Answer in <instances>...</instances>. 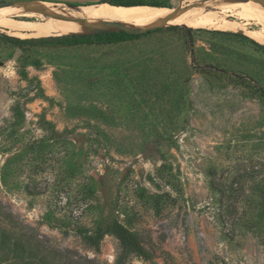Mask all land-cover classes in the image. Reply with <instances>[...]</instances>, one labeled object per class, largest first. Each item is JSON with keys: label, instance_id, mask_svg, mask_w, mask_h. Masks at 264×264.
Returning <instances> with one entry per match:
<instances>
[{"label": "rangeland", "instance_id": "1", "mask_svg": "<svg viewBox=\"0 0 264 264\" xmlns=\"http://www.w3.org/2000/svg\"><path fill=\"white\" fill-rule=\"evenodd\" d=\"M0 3L41 5L20 21L87 18ZM151 27L63 45L0 26V264H264V40L133 28Z\"/></svg>", "mask_w": 264, "mask_h": 264}, {"label": "bare ground", "instance_id": "2", "mask_svg": "<svg viewBox=\"0 0 264 264\" xmlns=\"http://www.w3.org/2000/svg\"><path fill=\"white\" fill-rule=\"evenodd\" d=\"M180 4L193 5V7L187 10H180V8L173 9L150 5L127 7L103 2L96 5L84 6L82 9L83 13L81 14L87 17L85 19L67 20L51 15L49 19L43 22H32L20 21L10 16L12 13H20L25 16L31 15L29 14L31 11H38L39 6H41L35 4L19 9H0V26L12 28L13 30H28L33 36H48L53 34H83L113 28L107 25L106 27L95 29L104 24L99 21L100 19L115 21L119 25L132 29L135 26L148 27L156 24L180 23L194 28H214L226 31L244 28L256 40H264L263 1L180 0ZM46 5L50 12L55 14L61 13L55 6L51 4ZM2 7L6 6H0V8ZM70 15L71 17L76 16L75 14ZM253 24L261 25L260 29H250V26Z\"/></svg>", "mask_w": 264, "mask_h": 264}, {"label": "trees", "instance_id": "3", "mask_svg": "<svg viewBox=\"0 0 264 264\" xmlns=\"http://www.w3.org/2000/svg\"><path fill=\"white\" fill-rule=\"evenodd\" d=\"M103 2H109L114 5H123V6H138V5H150V6H165L156 0H112L107 1L103 0ZM168 29H176V25L167 26ZM160 28L148 29L145 32H127L124 30L121 31H102L92 34H71V35H63L55 38H49L44 42L51 44H63V45H82V44H112L123 42L135 38L141 37L143 34H151L158 32ZM192 30V29H188ZM242 34V32H238ZM4 41L10 43H21L26 44L29 41L26 39H20L18 37L9 36L7 34H3ZM112 232L116 237H118L123 243L131 246L137 252H140L142 249L140 242L138 241L137 236L126 228L124 225L120 223H115L112 228Z\"/></svg>", "mask_w": 264, "mask_h": 264}, {"label": "water", "instance_id": "4", "mask_svg": "<svg viewBox=\"0 0 264 264\" xmlns=\"http://www.w3.org/2000/svg\"><path fill=\"white\" fill-rule=\"evenodd\" d=\"M3 5H5V3H0V6H3ZM46 13L49 14L48 12H46ZM99 21L103 22L104 24L110 25L113 28L112 29L96 30V31H92L90 33H83V34H92V33H97V32H102V31H113V29H116L115 31L124 30V31H127V32H142V31H147L148 29L155 28V27H151V28H147V29H132V28H129V27H125V26L119 25L115 21H104V20H101V19Z\"/></svg>", "mask_w": 264, "mask_h": 264}, {"label": "crops", "instance_id": "5", "mask_svg": "<svg viewBox=\"0 0 264 264\" xmlns=\"http://www.w3.org/2000/svg\"><path fill=\"white\" fill-rule=\"evenodd\" d=\"M48 1L53 2V3H58V4L70 3L76 7L96 5V4L103 2V0H48Z\"/></svg>", "mask_w": 264, "mask_h": 264}, {"label": "built area", "instance_id": "6", "mask_svg": "<svg viewBox=\"0 0 264 264\" xmlns=\"http://www.w3.org/2000/svg\"><path fill=\"white\" fill-rule=\"evenodd\" d=\"M107 1H112V0H107Z\"/></svg>", "mask_w": 264, "mask_h": 264}]
</instances>
